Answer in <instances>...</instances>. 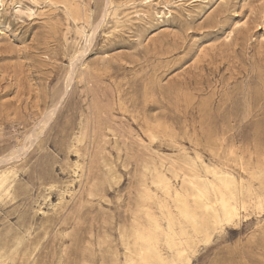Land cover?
Instances as JSON below:
<instances>
[{"label": "rangeland", "instance_id": "obj_1", "mask_svg": "<svg viewBox=\"0 0 264 264\" xmlns=\"http://www.w3.org/2000/svg\"><path fill=\"white\" fill-rule=\"evenodd\" d=\"M147 1L0 2V264H138L122 228L140 168L180 188L189 157L250 192L238 217L175 228L165 256L264 264V0Z\"/></svg>", "mask_w": 264, "mask_h": 264}, {"label": "bare ground", "instance_id": "obj_2", "mask_svg": "<svg viewBox=\"0 0 264 264\" xmlns=\"http://www.w3.org/2000/svg\"><path fill=\"white\" fill-rule=\"evenodd\" d=\"M90 27L88 31H81L83 44L76 51L75 58H81L93 42L96 28L93 24ZM74 67H70L69 80L75 73ZM33 137L36 138L33 134L28 135L25 142L32 143ZM151 137L155 139L156 135L152 134ZM82 138L83 135L78 138L79 142ZM163 166L159 170L152 162L142 164L138 173L135 208L131 210L129 223L122 228L123 240L128 249L132 243L139 246L138 264H173L165 256L163 246L168 240L174 239L175 228L195 222L202 214L211 215L218 222L238 217L243 210L241 198L246 191L250 192L242 178H237L227 170L211 168L201 157H189L176 169L173 177L181 185L180 188L174 186L172 178L166 174L169 169ZM241 170H245L244 164H241ZM109 171L114 175L111 167ZM74 172L79 176L80 187H85L87 175L84 166L77 163ZM89 193H94L93 188L89 189ZM105 257L106 264H115L111 255ZM128 264H131L130 260Z\"/></svg>", "mask_w": 264, "mask_h": 264}]
</instances>
